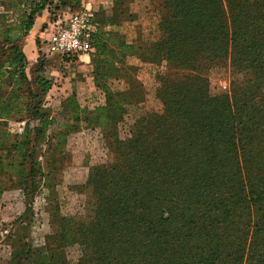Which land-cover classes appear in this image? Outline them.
I'll return each instance as SVG.
<instances>
[{"label":"trees","instance_id":"1","mask_svg":"<svg viewBox=\"0 0 264 264\" xmlns=\"http://www.w3.org/2000/svg\"><path fill=\"white\" fill-rule=\"evenodd\" d=\"M145 1L158 19L152 41L131 45L106 30L115 17H96L90 57L105 102L81 108L73 93L62 106L75 121L84 117L101 130L106 161L90 169L85 219L52 212L47 258L38 264H59L55 252L77 246L78 264H264V0ZM4 4L10 10L0 12V202L7 191L20 190L24 221L47 185L50 159L56 164L54 153L78 131L67 125L56 145L47 137L53 119L42 100L52 82L38 77L36 92L23 91L29 83L24 41L45 11L50 23L41 34L78 11L82 0ZM133 56L165 68L153 85L163 109L121 139L119 126L134 105L130 86L115 90L113 82L121 78L118 60ZM219 66L231 69V93L212 96L209 74ZM12 119L26 122L20 135L7 131ZM46 140L45 164L38 157ZM18 241L8 264H37L39 251L27 248L24 234Z\"/></svg>","mask_w":264,"mask_h":264},{"label":"rangeland","instance_id":"2","mask_svg":"<svg viewBox=\"0 0 264 264\" xmlns=\"http://www.w3.org/2000/svg\"><path fill=\"white\" fill-rule=\"evenodd\" d=\"M93 5L94 7H99L100 11L102 7H105L104 4ZM9 10L8 5H0L1 13H6ZM97 12L98 10H96V14ZM150 16L152 24L144 29L142 43L152 41L158 34L156 29L158 19L152 13H150ZM66 17H69V15L67 14ZM46 30L44 35H40L42 37L41 43H44V46L53 29L49 25ZM106 30L122 33L121 30ZM122 34L126 38V34ZM35 52L37 53V61L33 64H28L27 76L29 83L28 85H23V91L26 94L30 90L33 93L36 92L38 88L35 85V80L38 77H43L52 82V89L42 100V109H45L51 119H53L47 132V137L52 138L51 141L56 145L57 139L55 137L64 131L67 125H72L78 131L70 135L66 144L54 153V158L59 161L54 164L53 158L52 160L50 159V165L52 161L54 168L51 167L46 172L47 185H42L35 197L31 206L30 218L19 221L21 217L22 219L24 218L27 212L26 200L20 190L7 191L3 195L0 202V264L9 263L13 247L15 246L14 249H19L20 245H22L18 241V237L23 236V234L25 238L29 239V243H26L27 248L30 246L31 249L39 251L36 257L34 255V259L33 257L31 258L33 259L32 263L37 261L36 263L38 264L41 259H46L45 239L52 232L50 226L52 212L58 208L63 215L85 219L90 214L88 208L89 195L85 189L90 169L106 161L107 150L100 134L101 130L91 128L84 122V117L79 121H75L62 106L63 101L67 98L65 94L68 93L76 94L77 102L81 108L94 109L105 102L104 94L95 86L93 65L91 62H82L78 58L67 59L58 55H48L44 52L43 47L40 52L36 46ZM38 61H43L44 63L41 70H39L41 65ZM163 70L165 68L143 63L136 56L127 57L122 61L118 60L116 63L117 76L121 78L120 82H113V87L115 90H124L126 88L125 84L129 85V96L134 105L129 108L128 113L119 126L121 139L132 136L130 131L135 123L144 126L151 114L162 112L163 105L155 97L153 89L155 86V75ZM136 84L140 85V87L136 91L132 90L133 87L138 86ZM231 84L232 77L229 66L224 68L219 66L210 72L209 85L212 96L230 94ZM71 88H76V90L73 91ZM25 99H27L26 96ZM25 124L26 122H17L12 119L8 122L6 129L13 136L20 135ZM47 140L42 144L43 156L40 155L38 157V160L45 164L44 153ZM23 228H25L24 233ZM77 247L70 248L67 251H56L55 254L59 264H78L79 256L76 253L78 252L76 249L79 247Z\"/></svg>","mask_w":264,"mask_h":264},{"label":"crops","instance_id":"3","mask_svg":"<svg viewBox=\"0 0 264 264\" xmlns=\"http://www.w3.org/2000/svg\"><path fill=\"white\" fill-rule=\"evenodd\" d=\"M58 2L59 0H53ZM93 4H104L105 7H95L98 10V16H104L107 20L115 17L117 22L108 24L106 29L117 30L126 34V40L133 45H139L143 41V32L147 26H151L152 20L149 11L145 7V0H120L119 5L114 4V0H88ZM100 11V12H99ZM50 13L45 11L42 17L35 21L33 30L24 41V51L28 57L29 63L33 64L37 61L36 40L41 37V29L43 25L50 23ZM30 53V54H29ZM80 61L90 63L91 57L84 55ZM71 90H76L72 89ZM72 93L65 94L70 96Z\"/></svg>","mask_w":264,"mask_h":264},{"label":"built area","instance_id":"4","mask_svg":"<svg viewBox=\"0 0 264 264\" xmlns=\"http://www.w3.org/2000/svg\"><path fill=\"white\" fill-rule=\"evenodd\" d=\"M67 14L69 17H66ZM96 15L93 3L82 0L78 11L65 13L50 24L53 31L46 40V45L42 43L44 52L78 59L84 55L90 56L95 51L93 37L97 31Z\"/></svg>","mask_w":264,"mask_h":264}]
</instances>
